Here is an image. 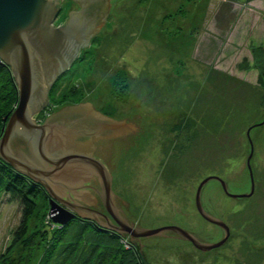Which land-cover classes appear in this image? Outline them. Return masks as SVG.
Returning <instances> with one entry per match:
<instances>
[{
	"label": "rangeland",
	"instance_id": "rangeland-1",
	"mask_svg": "<svg viewBox=\"0 0 264 264\" xmlns=\"http://www.w3.org/2000/svg\"><path fill=\"white\" fill-rule=\"evenodd\" d=\"M109 3L102 29L54 85L36 123L84 100L110 119L134 115L141 126L138 137L110 172L112 193L134 214L132 229L139 222L151 230L175 226L217 243L222 230L200 217L196 191L203 180L217 177L230 194H249V157L253 194L232 199L210 181L202 189L201 204L229 228L226 243L207 253L190 243L143 246L141 256L129 234L106 231L94 219H72L56 235L52 199L30 181L40 196L28 233L18 244L12 245L21 205L4 195L0 199V264H121L119 243L137 251V264H264V90L256 71L246 67L252 46L264 47V0ZM76 7L61 0L53 26H63ZM18 102L12 72L4 68L0 138ZM92 227L115 237L96 244Z\"/></svg>",
	"mask_w": 264,
	"mask_h": 264
},
{
	"label": "water",
	"instance_id": "water-1",
	"mask_svg": "<svg viewBox=\"0 0 264 264\" xmlns=\"http://www.w3.org/2000/svg\"><path fill=\"white\" fill-rule=\"evenodd\" d=\"M110 8L109 0L100 2L89 0L83 3L78 17L70 12L68 21L63 26L55 28L53 22L59 15L61 0H0V65L10 68L19 96L17 108L9 118L6 117L8 121L0 138V160L46 190L55 201V203L50 201V215L55 225L64 226L72 219L80 217L77 212L90 211L89 207L81 205L84 202L100 207L102 198L105 210L114 223L111 224L110 218L101 214L99 216L105 223L102 220L98 223L104 224L102 226L106 231L122 236L129 234L128 241L136 246L141 256L145 255L143 246L153 245L165 249L173 245L183 246L190 243L203 253L218 249L228 240L229 228L202 207V189L210 181H217L226 196L232 199L251 196L254 183L250 157L247 160L251 182L249 194H230L224 181L217 177L206 178L198 186L195 195L198 214L204 221L222 229V237L217 243H206L192 233L175 226L151 230L142 227L139 222L137 227L132 229L130 217L134 214H129L127 202L112 193V178L106 168L100 161L84 154L86 142L96 141L99 133L68 128L51 130L47 121L56 113L67 109L71 112L81 110L88 115L91 111L97 112L91 100H84L78 106L61 107L40 126L34 123L33 116L47 104L50 90L72 66L81 51L88 48L90 39L102 29ZM109 120L121 123L119 125L114 123L117 132L127 133L133 125L141 129L134 115ZM96 125L97 127L93 128L102 127L98 122ZM251 128L246 133L249 141ZM137 137L138 135L127 144L112 143L110 155L102 158L109 172L117 167L119 159L124 157L129 146H134L133 140ZM84 168L87 173L91 172V176L99 177L91 179V185L88 183L90 179L81 176L78 178L77 175L70 176V173L83 171ZM88 217L98 219L93 215Z\"/></svg>",
	"mask_w": 264,
	"mask_h": 264
},
{
	"label": "flooded vegetation",
	"instance_id": "flooded-vegetation-1",
	"mask_svg": "<svg viewBox=\"0 0 264 264\" xmlns=\"http://www.w3.org/2000/svg\"><path fill=\"white\" fill-rule=\"evenodd\" d=\"M71 1L77 5V7H76L77 9L75 12H73L72 15H74L75 17H78L77 15L82 10L83 3L87 2L89 0H71ZM96 1L100 2V0H96ZM106 12L104 13V15L106 14ZM92 22H95V20H92ZM91 40H92V38L90 39V41ZM84 51L86 52L87 49L82 50L81 53ZM79 56L75 60V62L79 60ZM52 90H53V88L50 90V92ZM50 92H49V94H50ZM92 112L94 113L93 115H92ZM95 121L100 123L102 125V127L101 128H93V126L97 127ZM47 123L51 127L52 131H57V130H60L62 128L86 130V131H90V132L97 131L100 135V136L98 135L99 138L96 141H90L89 140L86 142L87 145L86 144L84 145V149H85L84 154L87 156H91L95 160L100 161L104 165V167L106 168V171L111 176V178H112V175L108 171V167L106 166V163H104L102 161V158H105L106 156L110 155L112 143H114V142L123 143L124 142L127 144L129 142V140L131 141L139 133V129L137 128V126H134L133 124H132L133 126H131V129L127 133H126V131L117 132V130L115 129V127H116L115 124L119 125L121 123L114 122V121L112 122L111 120H109L108 117L101 116L99 113H97L95 111H91V114L88 115V114H85V112H83L81 110L80 111L75 110V112H71V110L67 109V111L56 113L54 116H52L49 119V121H47ZM125 125L127 126V124H125ZM111 126H113V128ZM90 173L91 172L87 173L85 171V168H84L83 171L79 170V172L76 171V172L70 173V176L77 175L78 178H79V176H81V178L83 177L86 179H90L88 183H89V185H91L92 184V183H90L92 181L91 179L99 178V177L98 176H96V177L91 176ZM219 186H220V184H219ZM100 188H101V184H100ZM101 191H102V188H101ZM86 200L89 201V199H86ZM81 205L89 207L91 212L90 211L82 212V213L77 212L78 216H80V217H84V218L86 217L88 220H93L92 218L88 217V215L96 216V218H98V219L97 220L95 219V221L93 220V222H99V220H102L101 217L99 216L100 214L105 215L108 218H110L109 215L107 214L106 210H105V206L103 204L102 198L100 199V207L91 206V205L86 204L85 202ZM110 220H111V224H113L114 221L111 218H110ZM102 221L104 222V220H102ZM102 225H104V224H102ZM218 229L222 230L220 228H218Z\"/></svg>",
	"mask_w": 264,
	"mask_h": 264
},
{
	"label": "trees",
	"instance_id": "trees-1",
	"mask_svg": "<svg viewBox=\"0 0 264 264\" xmlns=\"http://www.w3.org/2000/svg\"><path fill=\"white\" fill-rule=\"evenodd\" d=\"M252 47H251L252 48L251 49V57H252L251 64L250 66H248L245 63L244 65H242V67L247 65L246 67H249L252 70L256 71L257 84L261 89L264 90V47L262 46H252ZM4 68L8 70L6 66ZM4 68L0 66V72H2ZM12 89H14V87H12ZM263 101H264V97H263ZM29 183H30V180L28 178L19 175L18 173L10 169L8 166H5L2 163H0V199L4 195V196L9 197V199H13L19 202L21 205V214H22L21 221L19 223L18 229L15 232V238L13 239L12 245L14 243L18 244L19 242H21L22 239L27 235L28 233L27 227L30 223L29 221L34 216V213L36 210V201L38 200V197L40 196L38 192V188L35 187V185L33 186V184L31 185V183L30 184ZM60 227L62 226H58V225L53 226L54 228L53 232H55L56 235L60 234V232L57 231L58 228ZM89 231L91 232V239H93V242L96 244L102 243L104 241H109L111 239H114L115 237L114 236L115 234H112V233L110 234L109 232H103L104 230H101V229L98 230V229H95L94 227L89 228ZM80 232H82L83 234L84 230L81 231L80 229ZM52 234L53 236L55 235L54 233ZM53 246H55V244ZM119 247H120V251H122V254H123V260L121 261V264L139 263L137 259V255H136L137 251L135 252L131 246H130V250H127L124 245L119 243ZM150 248L151 249L157 248V245L155 246L153 245ZM9 264H14V262H11Z\"/></svg>",
	"mask_w": 264,
	"mask_h": 264
},
{
	"label": "bare ground",
	"instance_id": "bare-ground-1",
	"mask_svg": "<svg viewBox=\"0 0 264 264\" xmlns=\"http://www.w3.org/2000/svg\"><path fill=\"white\" fill-rule=\"evenodd\" d=\"M48 102V101H47ZM46 105L47 104H45L40 110H39V112L38 113H36L34 116H33V118L37 115V117L39 116V113H41L42 112V110H44V108H46ZM38 121V120H37ZM37 121H35L34 120V123L37 125V126H40V125H38L37 123H39V122H37ZM37 122V123H36ZM19 174V173H18ZM19 175H22V174H19ZM23 176V175H22ZM27 178V177H26ZM41 186V185H40ZM42 187V186H41ZM43 188V187H42ZM45 191V193H47L46 192V190H44Z\"/></svg>",
	"mask_w": 264,
	"mask_h": 264
}]
</instances>
